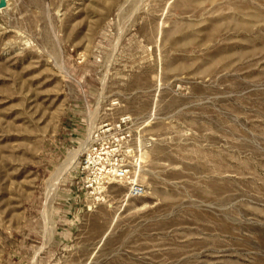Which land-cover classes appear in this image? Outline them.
Returning a JSON list of instances; mask_svg holds the SVG:
<instances>
[{"label": "rangeland", "instance_id": "1", "mask_svg": "<svg viewBox=\"0 0 264 264\" xmlns=\"http://www.w3.org/2000/svg\"><path fill=\"white\" fill-rule=\"evenodd\" d=\"M1 3L0 264H264V0Z\"/></svg>", "mask_w": 264, "mask_h": 264}, {"label": "built area", "instance_id": "2", "mask_svg": "<svg viewBox=\"0 0 264 264\" xmlns=\"http://www.w3.org/2000/svg\"><path fill=\"white\" fill-rule=\"evenodd\" d=\"M122 123L117 126V131L122 132ZM119 132V133H121ZM102 135V131L100 133ZM127 134L117 135L115 137L116 143L127 144ZM100 138V139H99ZM95 136L96 140H93L90 153L85 159V164L88 169H91L97 182H109V181H127L131 182L133 176L132 170L129 165L126 164L125 156L130 153V150L123 151L122 148H104L102 144H98L102 141V136ZM98 140V142H96ZM98 144V145H96ZM116 145V144H115ZM109 180V181H108ZM95 182L94 180H90ZM129 195L133 198L143 197L145 195V188L135 183H132L129 188Z\"/></svg>", "mask_w": 264, "mask_h": 264}, {"label": "bare ground", "instance_id": "3", "mask_svg": "<svg viewBox=\"0 0 264 264\" xmlns=\"http://www.w3.org/2000/svg\"><path fill=\"white\" fill-rule=\"evenodd\" d=\"M79 154H80V153H79ZM77 156H79V155H77ZM70 157H72V156H70ZM76 158H77V157H74L73 159H70L67 163H65L64 168H63V169L61 170V172H60V176H61L62 174H64L65 172H67V171L73 166V164H74Z\"/></svg>", "mask_w": 264, "mask_h": 264}, {"label": "water", "instance_id": "4", "mask_svg": "<svg viewBox=\"0 0 264 264\" xmlns=\"http://www.w3.org/2000/svg\"><path fill=\"white\" fill-rule=\"evenodd\" d=\"M3 5H4V3H1V4H0V8H2Z\"/></svg>", "mask_w": 264, "mask_h": 264}]
</instances>
